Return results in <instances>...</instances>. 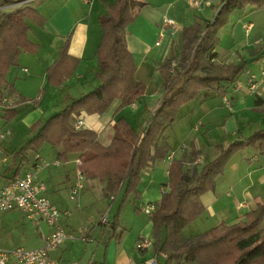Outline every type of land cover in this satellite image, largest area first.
I'll return each instance as SVG.
<instances>
[{
	"label": "crops",
	"instance_id": "crops-1",
	"mask_svg": "<svg viewBox=\"0 0 264 264\" xmlns=\"http://www.w3.org/2000/svg\"><path fill=\"white\" fill-rule=\"evenodd\" d=\"M134 1L142 2V4L136 6L137 14L126 26L125 40L136 64L134 77L144 84L143 92L130 103L123 104L121 98L115 97L101 112H89L85 108H80L77 112H71L69 118L76 127L94 130L97 141L105 147L113 139L114 123L119 117H124L136 131L139 132L142 129L146 116L160 103L163 83L174 79L178 73L175 66H178L183 48L182 28L195 20H211L221 4L219 0L212 6L213 14L209 18L194 15L191 19L189 8H181V5L184 6L185 1L188 0ZM32 2H35V5H31ZM111 2L113 0H30L27 2L0 0V13L29 5L44 17L41 24L26 18L27 35L37 45L36 49L32 52L18 51L6 72L7 86L2 92L0 120L4 123L14 120L9 128H3L0 124V138L10 147L9 149L0 147V153H4L0 158V167H2L0 168V186L6 184L15 175L33 171L37 181L44 185L40 192L60 210L58 218L60 225L66 231L83 233L80 239L69 237L62 241L61 245L59 244L49 253L58 262L78 260L84 263L79 257L82 249L75 253L80 248L77 243L82 241L86 243L83 256L86 255L88 259L84 264H138L150 257L155 259L152 264H165L164 252H156L152 245L139 249L135 247V242L140 236L151 238L152 222L149 214L142 211V206L145 203L158 202L163 192L168 190L167 175L170 159L167 155L149 162L142 171L137 184L140 196L136 199L139 207L136 210L132 193L123 200L124 184L111 198L104 193L103 181L83 174V187L75 197L71 198L70 187L78 173V152L68 153L65 159L59 158L58 153L61 147L44 142L29 153V149L32 148H28L23 154L16 153L33 135L29 129L31 124L37 120H46L61 111L71 99L94 90L100 84L95 54L102 32L98 17L107 11L106 5ZM251 8L254 9V7ZM229 15L230 12L228 19ZM166 18H170L173 23L166 24L164 22ZM178 21L182 23L177 24ZM29 22L36 27H32ZM249 24L251 28V22ZM65 43H67V54L77 62L71 74L67 75L60 84L52 85L47 79V68L59 57ZM262 43L264 39L257 41L256 44L262 46ZM256 48L255 45L243 48L249 56L247 60L253 61L256 63L255 67H258L253 71L257 74V78H260L259 90L254 94L253 101L251 102V94L244 86L235 87V81L227 84L225 89L219 90L221 100L230 112V115H225L223 118L224 131L230 132L229 140L236 138L234 135L246 137L256 128L264 127L256 124L249 134H243V124L253 122L252 117L247 116L249 110L258 119V123H264V76L259 75L258 59L264 53L262 51L259 53ZM213 54L212 59L216 63L234 61L238 64L245 63V67L247 65L242 54H238L237 59L224 61L221 56L218 60L217 46ZM170 57H172L170 67L164 66L163 64ZM167 72L173 74L171 79L165 76ZM246 76L242 78L240 73L237 79L245 83ZM206 94L205 92L204 96H207ZM10 107L16 112L11 119L6 120L5 110ZM179 110L180 107L173 122L178 119ZM79 121H81L80 124ZM18 127L22 128L20 133L22 132L24 136H21ZM18 139L23 140L22 144L17 143ZM169 140L162 137L159 142H165L168 145V153L173 151L174 158L182 157L183 154L188 156L192 151L198 150L199 154L195 160L201 159L202 162L203 153L210 148L204 147L207 144L201 138L182 140L176 147H173ZM207 141L209 144V139ZM212 143L211 146L214 148ZM214 150L215 156L216 149ZM209 151L211 152L212 149ZM185 159L189 160L187 157ZM118 195L120 198L116 203L112 220L110 217L106 219V222H101L97 213L106 208L108 204L106 197L111 198L112 202ZM129 198H131L132 206L125 207V202ZM201 199L205 206L203 212L212 216L215 224L222 221L234 222L246 211L264 202V153H258L251 146H245L234 152L224 164L222 173L217 175L215 189L202 194ZM92 202L100 203L96 208V214L87 213V207ZM17 211H20L22 215L20 216ZM108 211L109 209L106 208L105 214ZM22 216L29 222H27L29 227L34 228L32 232V235L36 237L34 246L43 244L44 236L52 230V226L40 217L32 219L21 209L11 208L0 212V247H15L13 243L4 242L2 229L9 223L23 220ZM159 255L163 258L162 262Z\"/></svg>",
	"mask_w": 264,
	"mask_h": 264
},
{
	"label": "trees",
	"instance_id": "trees-1",
	"mask_svg": "<svg viewBox=\"0 0 264 264\" xmlns=\"http://www.w3.org/2000/svg\"><path fill=\"white\" fill-rule=\"evenodd\" d=\"M141 4L134 0H113L106 5L107 11L98 17L102 32L95 51L100 84L71 99L61 111L46 120L31 124L29 129L33 135L16 152L18 155L28 148L37 149L44 142L61 147L59 158L65 159L68 153L78 152L77 170L86 177L103 181L104 193L111 198L124 184L123 200L132 193L136 210L141 173L149 162L167 155L168 145L159 141L175 119L178 108L203 90L213 86L225 89L227 84L236 81L245 67V63H216L212 59L219 41L218 31L226 23L229 12L246 6L264 8V0H221L211 20H195L184 26L183 48L178 66H175L178 73L174 79L163 83L159 105L146 116L139 132L124 117L117 118L113 139L105 147L97 141L94 130L74 126L69 119L70 113L80 108L101 112L115 97L127 104L143 92L144 84L134 77L136 64L125 40L126 26L135 18L136 6ZM27 17L38 24L44 21V17L29 5L0 13V104L7 86L6 72L15 54L20 50L35 51L37 46L28 38ZM171 59L163 65L170 67ZM76 62L67 54L65 43L59 57L47 68L49 83L60 84L72 73ZM15 112L14 108H7L4 117L9 120ZM245 146L264 153V127L256 128L246 137L215 143L216 155L206 162L195 160L198 150L170 159L168 190L149 213L151 245L156 252L166 254L165 264H204L203 253L207 252L209 259L218 248L216 246L224 242H230L232 250L229 264H264V202L234 222L222 221L188 236L183 233V228L205 210L202 194L215 189L216 177L222 173L228 158Z\"/></svg>",
	"mask_w": 264,
	"mask_h": 264
},
{
	"label": "rangeland",
	"instance_id": "rangeland-1",
	"mask_svg": "<svg viewBox=\"0 0 264 264\" xmlns=\"http://www.w3.org/2000/svg\"><path fill=\"white\" fill-rule=\"evenodd\" d=\"M218 2L219 0H200L199 5H192L191 0H188L185 1L184 6L181 5V8H185V9L189 8V15L191 19L193 18L194 15H199L201 17L208 16L207 18H209L211 14H213L212 6ZM30 4L35 5V2H32ZM249 22H251L252 27L246 30L245 29L246 25L249 24ZM181 23L182 21L177 22V24H181ZM29 24L32 27H36L34 24H32V22H29ZM218 35L220 40L217 45L218 60H220L221 56H223L224 61L237 59L239 58L238 54H242L241 56H243L247 61V65L244 71L241 72V77L244 78L249 72L255 71L258 67H255L256 63H253V61L247 60L249 56L247 52L244 51L243 48L247 47L248 45L251 46L255 45V47H257L256 51H258L259 53L262 51V53H264V43L261 44L262 46L256 44L257 41L264 39V9L262 8L253 9L251 7H246L245 9L235 8L231 10L228 21L219 29ZM260 57L258 59L261 66ZM172 75L173 74L170 72H167L165 74V76H168V78L170 79L173 77ZM205 92L207 93L206 94L207 96H204ZM249 93L251 94L250 97L252 102L255 93L253 92H249ZM227 95L229 94L227 93ZM221 97H222L221 93L215 86L201 91L192 100L180 106L179 114L177 116L178 119L172 122L166 128V130L164 131L161 137H163V139H170L169 142L172 144L173 147L179 145L182 140L188 141L192 138L195 139L201 138L207 144V146L204 147H208V148L210 147L209 149H212L211 152L209 151V149H207L205 153H203L204 155L203 162H206L207 160L211 159L212 155L215 153L213 146H211V142H213L214 144L221 142L222 140L224 142H227V140L231 138L230 132L224 131L225 125L223 123L224 116L228 114L230 115V112L225 107L223 101L221 100ZM247 116L252 117L253 122L251 124H246V123L243 124V129H244L243 134L245 135L249 134L252 131L253 126H255L256 124H259L260 126H264V123H258V119H256L255 115L251 110L247 112ZM12 121L11 122L8 121L7 123H4L2 122V120H0V124H2L3 128L5 127L9 128L13 124ZM194 127L196 129H194ZM18 131L20 133V131H22V128L18 127ZM20 134L21 136H24L22 132ZM234 137H237V135H234ZM208 139H209V144L207 141ZM22 142H23L22 139L21 141L20 139H18L17 141L18 144H22ZM0 147H4L8 149L10 148L5 144L2 138H0ZM33 150L34 149H29L28 153ZM2 155H4V153H0V158ZM93 180L96 181L97 183H100V181L95 178H93ZM98 190L101 191L100 189ZM102 197L105 198L104 195H102ZM106 198L108 200V204L106 208H108L109 211L105 214L106 208L104 210L101 209V211L97 213V216L98 218H100V220L103 215H105L106 219H109L111 217L112 220L113 214L115 212L116 203H118L120 195H118L116 200L112 202L110 201L111 198L108 197ZM130 199L131 198H129L125 202L126 205L125 207L132 206ZM99 205H100L99 202L96 203L92 202L87 207V213L96 214V208H98ZM17 213H19L20 216L22 215L20 211H17ZM101 213L102 215L100 216ZM213 220L214 218L212 216L208 215L206 212H202L183 228V233L185 236H188L190 234L197 233L204 229H207L215 224ZM27 222H28L27 219L23 217V220L21 221L9 223L8 225H6L2 229L4 242L13 243L15 244L14 245L15 247L22 246L24 248H33V246L36 244L35 243L36 237L32 235L34 228H30ZM100 228L103 229V227ZM72 233L74 234L73 237H76V239H80V235L83 234L82 232H78V231ZM68 238L69 237L65 238L63 241H65ZM79 242L80 243L77 244L80 246V248H78L75 251V253H78L82 249L81 252H79V257L80 259H82L84 263H86L88 261L87 256L86 255H84L85 257L83 256L84 254L83 248L86 243L82 241ZM61 244L62 243H60V245ZM15 247H9V248L3 247V249H11ZM216 247L218 248H216V250L209 255V259H207L206 256L207 252L203 253L202 257L204 259V264H212V263L229 264L233 256L230 242H224ZM159 258L160 261L162 262L163 261L162 256L159 255ZM209 260H212V263H209ZM73 261H78V260H73ZM179 264H195V263L182 262Z\"/></svg>",
	"mask_w": 264,
	"mask_h": 264
},
{
	"label": "built area",
	"instance_id": "built-area-1",
	"mask_svg": "<svg viewBox=\"0 0 264 264\" xmlns=\"http://www.w3.org/2000/svg\"><path fill=\"white\" fill-rule=\"evenodd\" d=\"M30 0H22L27 2ZM192 5H199L200 0H191ZM166 24L173 21L166 18ZM250 28V24L246 25V29ZM261 66L259 75L264 76V56L260 57ZM259 80L257 74L249 72L246 76L245 83L236 79L234 85L236 88L244 86L248 92L256 93L259 90ZM225 101L228 102L226 98ZM81 121H79L80 124ZM174 152L167 154L168 159H172ZM44 187L43 183L35 180L33 171H27L23 175L13 176L6 184L0 186V212L11 208L21 209L26 216L35 219L40 217L49 225L52 230L44 236L42 245L33 248H24L18 246L11 249H3L0 247V264H84L80 261L58 262L50 256V252L58 247V245L67 237H73L72 232H67L58 222L60 210L53 204L50 199L42 194L40 190ZM83 187L82 173L78 171L76 180L70 187V197H75L79 190ZM155 207L152 202L145 203L142 211L147 214ZM101 222H106V217H101ZM152 241L149 237L140 236L135 242V247L141 249L151 245ZM155 259L150 257L138 264H152Z\"/></svg>",
	"mask_w": 264,
	"mask_h": 264
}]
</instances>
